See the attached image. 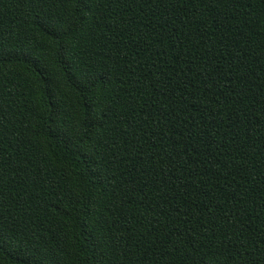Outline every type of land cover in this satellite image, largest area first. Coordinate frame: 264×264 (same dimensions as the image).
Listing matches in <instances>:
<instances>
[{"label":"trees","instance_id":"obj_1","mask_svg":"<svg viewBox=\"0 0 264 264\" xmlns=\"http://www.w3.org/2000/svg\"><path fill=\"white\" fill-rule=\"evenodd\" d=\"M0 264H264V0H0Z\"/></svg>","mask_w":264,"mask_h":264},{"label":"snow or ice","instance_id":"obj_2","mask_svg":"<svg viewBox=\"0 0 264 264\" xmlns=\"http://www.w3.org/2000/svg\"><path fill=\"white\" fill-rule=\"evenodd\" d=\"M0 55H3V53H2V52H0ZM101 264H102V261H101Z\"/></svg>","mask_w":264,"mask_h":264}]
</instances>
